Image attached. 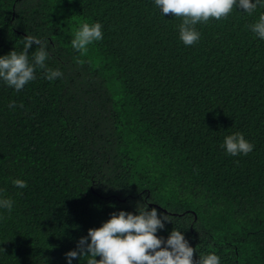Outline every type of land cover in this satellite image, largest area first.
<instances>
[{
	"label": "trees",
	"instance_id": "trees-1",
	"mask_svg": "<svg viewBox=\"0 0 264 264\" xmlns=\"http://www.w3.org/2000/svg\"><path fill=\"white\" fill-rule=\"evenodd\" d=\"M261 14L235 8L185 46L154 0H0V56L33 36L63 73L37 69L19 92L0 80V197L14 201L0 264H68L88 229L146 205L196 259L264 264V39L249 28ZM97 22L103 39L74 50V31ZM237 132L247 156L221 147Z\"/></svg>",
	"mask_w": 264,
	"mask_h": 264
},
{
	"label": "clouds",
	"instance_id": "clouds-1",
	"mask_svg": "<svg viewBox=\"0 0 264 264\" xmlns=\"http://www.w3.org/2000/svg\"><path fill=\"white\" fill-rule=\"evenodd\" d=\"M154 3L163 15L171 14L182 21L178 26L179 39L185 46L199 41L197 24H207L210 19H227L235 8L251 15L258 6L264 7V0H154ZM249 28L264 39V14ZM102 39L100 23H82L74 31L71 46L83 54L89 45ZM33 43L38 47L33 55L34 62H30L28 53ZM46 45L47 41L24 37L22 52L12 50L0 56V80L19 92L36 79L37 69L44 70L45 78L50 81L61 77L60 70L48 68L45 63L49 58ZM14 107L15 102H11L9 108ZM221 147L229 155L247 156L254 145L237 132L226 136ZM13 184L20 189L27 187L21 179L14 180ZM13 204L12 199L0 197V209L11 212ZM137 211L138 214L123 210L114 212L102 226L88 229L87 236L79 239L76 249L65 254L68 264L82 257H88L86 264H221L215 253H201L196 259V248L190 246L179 230L173 229L166 239L159 236L157 233L165 228V223H172L169 215L158 213L154 207L149 210L147 205Z\"/></svg>",
	"mask_w": 264,
	"mask_h": 264
}]
</instances>
